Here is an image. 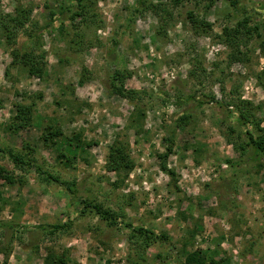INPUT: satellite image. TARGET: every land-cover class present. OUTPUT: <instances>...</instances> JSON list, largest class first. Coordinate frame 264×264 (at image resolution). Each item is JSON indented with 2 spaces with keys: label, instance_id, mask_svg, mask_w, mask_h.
<instances>
[{
  "label": "rangeland",
  "instance_id": "rangeland-1",
  "mask_svg": "<svg viewBox=\"0 0 264 264\" xmlns=\"http://www.w3.org/2000/svg\"><path fill=\"white\" fill-rule=\"evenodd\" d=\"M72 1L0 0L4 13L31 12L14 41L0 34V144L77 184L72 194L0 155L18 177L14 185L0 178V221L15 224L0 227V264H46L50 252L68 264H184L195 250L205 251V264H264V158L228 106L251 101L254 129L264 134L256 126L264 128V0H163L173 15L146 10L135 18L138 0H92L73 24L65 14L49 26L52 10ZM190 11L212 30L199 34ZM245 18L260 33L248 34L245 56L234 59L223 29ZM25 51L43 62L23 67ZM117 71L133 99L113 92ZM19 103L33 116L16 132L8 125ZM50 127L63 130L59 141L76 143L79 134L70 165L43 143ZM115 141L134 159L128 175L106 167ZM84 199L122 222L109 226L91 208L82 214ZM125 221L170 239L137 244ZM56 223L65 226L51 233Z\"/></svg>",
  "mask_w": 264,
  "mask_h": 264
},
{
  "label": "trees",
  "instance_id": "trees-1",
  "mask_svg": "<svg viewBox=\"0 0 264 264\" xmlns=\"http://www.w3.org/2000/svg\"><path fill=\"white\" fill-rule=\"evenodd\" d=\"M92 0H73L70 3L61 2L58 5V9L52 10V20L49 26L58 20L62 15L68 14V18L70 19V23L77 19V17L85 16L89 13V6ZM174 6H178L182 3L183 0H170ZM154 0H138L136 7L134 8L133 16L134 18L139 13H143L146 10H153L156 14L166 12L170 15H173V12L169 9V7L165 6L163 0L159 2H155ZM233 5L237 4V0H230ZM78 6V9L74 11V7ZM264 9V8H263ZM30 10L24 8L23 6L16 7L13 13H4V11H0V34L3 35L8 41H14L16 35L18 34L20 29L25 28L26 24L30 20ZM264 16V15H263ZM66 18V19H68ZM190 21L193 23L195 30L200 33H207L211 31L212 25L210 22L199 19L198 16L195 15L192 11L189 12ZM249 18H245L240 21L235 27H224L223 29V37L225 41L232 47L234 50L232 51L231 57L241 58L245 56V53L240 50L242 42H245V38L248 34H251L253 31L259 32V26L255 25L254 27L248 25ZM65 20L61 21V27L64 31L66 27ZM205 26V27H204ZM48 28V27H45ZM42 30H45L44 28ZM66 30V28H65ZM23 57H19L17 52L14 53V58H20L21 64L23 67L33 66L32 64H41L43 61V55L33 56L34 54H30L29 52H24ZM258 79L261 86L264 89V69L258 74ZM116 81H119L121 84H118ZM113 92L115 94L128 97L133 99L137 92L135 90H127L124 87V74L121 71H117L112 82ZM215 98V97H214ZM241 104L239 103H230L228 106L235 105L238 108V112L236 115V121L241 126L243 133L248 137V145H251L255 152L261 154L264 158V134L260 135L256 132L253 125V120L255 115L252 111L253 104L249 100H243ZM203 103V102H201ZM250 105L251 107H248ZM16 114L12 118L13 122L8 125L10 129L18 132L22 129H25L32 124V112L33 108L31 105H25L24 103L17 104ZM254 116V119L251 117ZM182 118H185L183 116ZM258 130L264 131V128L260 127V122L257 121ZM63 135V130L59 128H49V131L42 136L43 143L45 146H54L58 151L57 158L60 162L65 163L66 165H70L72 159H77L79 155L80 148V139L79 134L75 138L77 142L74 143V139L65 138L59 141V138ZM90 145V144H88ZM27 146V145H26ZM27 149L31 150V147H27ZM8 156L9 159L14 163L17 169L21 170H29L35 169L37 172L44 176L45 180L56 182L60 185H64L67 190L72 193H77V184L72 182H67L63 180L59 175L54 174L49 171L42 163H40L36 157L23 153L22 151L15 150L11 147L4 146L0 144V155ZM168 155V154H167ZM166 155V156H167ZM135 166L134 159L131 157L130 153L127 150L126 144L121 143L120 141H115L110 146V151L108 158L106 160V167L111 172H116L118 176H121L123 173L128 175V173L133 170ZM261 166L264 167L261 163ZM172 172V171H171ZM0 178L4 179L8 184L14 185L18 177L14 172L6 168L4 165L0 163ZM21 180V178H19ZM86 205L84 209H82V214L87 212V209L91 208V212H94L98 215L102 220H104L109 226H115L120 224L122 221L119 220V213L114 211L111 208L105 207L102 203H93L87 199L83 201ZM126 227L131 229L129 239L132 242L137 244H143L145 246H149L151 243L156 242L159 239H170V237L165 233H159L154 231L153 229L146 226H136L132 222L125 221ZM9 227L13 229L15 224L13 222H4L0 221V227ZM65 226V224L56 223L51 225V233L59 230L61 227ZM210 261V259H209ZM208 262V256L205 251L195 250L192 252H186L184 264H205ZM213 264H218L215 260H211ZM46 264H68L63 255H58L54 252H50L45 257ZM136 264H140L136 262Z\"/></svg>",
  "mask_w": 264,
  "mask_h": 264
}]
</instances>
